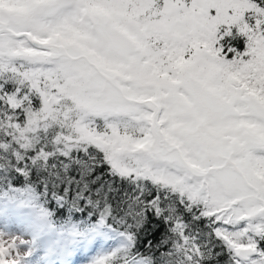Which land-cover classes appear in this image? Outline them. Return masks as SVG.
<instances>
[{
  "label": "snow or ice",
  "instance_id": "1",
  "mask_svg": "<svg viewBox=\"0 0 264 264\" xmlns=\"http://www.w3.org/2000/svg\"><path fill=\"white\" fill-rule=\"evenodd\" d=\"M0 264H264V0H0Z\"/></svg>",
  "mask_w": 264,
  "mask_h": 264
}]
</instances>
